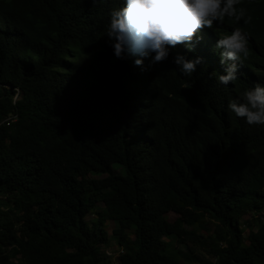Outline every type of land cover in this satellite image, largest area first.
Masks as SVG:
<instances>
[{
	"label": "trees",
	"instance_id": "1",
	"mask_svg": "<svg viewBox=\"0 0 264 264\" xmlns=\"http://www.w3.org/2000/svg\"><path fill=\"white\" fill-rule=\"evenodd\" d=\"M119 3L0 0V264H264V125L226 107L264 83V0H241L249 56L228 86L213 46L232 21L201 29L188 78L181 44L144 70L114 57Z\"/></svg>",
	"mask_w": 264,
	"mask_h": 264
},
{
	"label": "clouds",
	"instance_id": "2",
	"mask_svg": "<svg viewBox=\"0 0 264 264\" xmlns=\"http://www.w3.org/2000/svg\"><path fill=\"white\" fill-rule=\"evenodd\" d=\"M240 5L241 0H120L118 6L108 10L103 36L115 58L131 56L133 64L142 70L145 60L147 67L158 64L181 44L186 51L174 52L172 62L182 77L190 78L202 63L200 56L188 55L195 42L202 39L201 29L215 31L214 23L220 25L230 20L234 26L216 34L213 46L219 50V63L224 66L216 79L228 86L242 75L238 67L249 56V36L240 24L249 23L251 17ZM18 91L17 88L15 98ZM226 107L249 125H264V83L245 88L236 98L229 99Z\"/></svg>",
	"mask_w": 264,
	"mask_h": 264
},
{
	"label": "rangeland",
	"instance_id": "3",
	"mask_svg": "<svg viewBox=\"0 0 264 264\" xmlns=\"http://www.w3.org/2000/svg\"><path fill=\"white\" fill-rule=\"evenodd\" d=\"M18 97H19V95H18ZM116 169L114 168V167H111L110 168V171H115ZM118 170L119 171H121V169H119L118 168ZM103 175H106V173H103V174H101V175H99V174H90V176H93V177H99V176H103ZM98 205L101 207V206H103V204L100 202V203H98ZM96 214L95 213H92V212H89V213H87V215H86V219H90V218H92V217H94ZM168 218L170 219V220H174L175 218H177V216H178V214L177 213H175V212H169L168 214ZM248 215H246V217H247ZM118 224H117V221H114V220H111V219H107V221H106V229H107V233L110 235L111 233H112V229L115 227V226H117ZM110 245H108L107 247H106V250H107V252H108V254H110L111 256H114L116 253H117V244H116V242H115V240H110ZM182 248H186L187 246H185V245H180ZM195 250H196V252L198 253V254H200L201 256H203V257H210L205 251H204V249L203 248H200V247H197V246H192ZM113 258V257H112ZM113 259H111V261H112ZM184 264H197V263H192V262H187V261H184L183 262Z\"/></svg>",
	"mask_w": 264,
	"mask_h": 264
}]
</instances>
